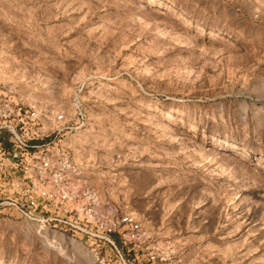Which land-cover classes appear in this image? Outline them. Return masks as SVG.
I'll use <instances>...</instances> for the list:
<instances>
[{
	"label": "rangeland",
	"instance_id": "obj_1",
	"mask_svg": "<svg viewBox=\"0 0 264 264\" xmlns=\"http://www.w3.org/2000/svg\"><path fill=\"white\" fill-rule=\"evenodd\" d=\"M0 90L186 261L264 264V0H0ZM112 263L0 215V264Z\"/></svg>",
	"mask_w": 264,
	"mask_h": 264
},
{
	"label": "built area",
	"instance_id": "obj_2",
	"mask_svg": "<svg viewBox=\"0 0 264 264\" xmlns=\"http://www.w3.org/2000/svg\"><path fill=\"white\" fill-rule=\"evenodd\" d=\"M77 111L84 121L86 111ZM70 122L0 90V215H19L45 239L67 237L109 253L112 264H191L172 243L152 238L134 213L99 199L62 143Z\"/></svg>",
	"mask_w": 264,
	"mask_h": 264
}]
</instances>
